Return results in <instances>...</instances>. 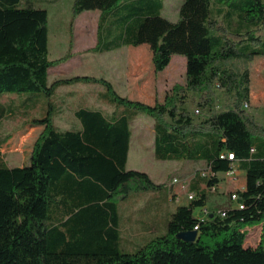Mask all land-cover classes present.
Wrapping results in <instances>:
<instances>
[{
	"label": "trees",
	"instance_id": "obj_1",
	"mask_svg": "<svg viewBox=\"0 0 264 264\" xmlns=\"http://www.w3.org/2000/svg\"><path fill=\"white\" fill-rule=\"evenodd\" d=\"M233 5L226 6L227 16ZM163 9L162 0H74L72 8L75 16L99 11L97 53L145 44L156 72L174 55L184 56L187 90L204 95L199 122L177 94L149 105L121 96L105 79L74 76L49 83V71L59 63L49 58L48 10L33 0H0V129L6 120L23 121L20 128L44 127L29 162L15 167L3 154L13 134L0 131V264H264V238L257 246L246 244L247 228L264 223V125L244 109L250 70L229 66L264 56V0H242L235 31L214 17L211 0H184L175 22ZM116 22L119 41L110 42V24ZM78 82L101 83L108 95L100 93V100L112 113L80 105L74 111L79 126L65 131L54 123L60 108L52 103L42 117H29V110L37 111V104L27 106L33 97L51 99L59 86ZM216 82L230 100L220 112L211 90ZM141 114L155 119L158 161L204 162L209 173L196 174L189 187L195 196L177 207L163 232L126 246L120 202L163 188L147 173L127 169L131 125ZM228 153L245 172V187L235 191L243 208L233 203L201 222L194 212L204 209L219 174L230 169L233 161L221 158ZM195 227V242L177 238Z\"/></svg>",
	"mask_w": 264,
	"mask_h": 264
},
{
	"label": "rangeland",
	"instance_id": "obj_2",
	"mask_svg": "<svg viewBox=\"0 0 264 264\" xmlns=\"http://www.w3.org/2000/svg\"><path fill=\"white\" fill-rule=\"evenodd\" d=\"M46 8L49 13V58L59 63L50 69L49 83L68 79L74 76L89 77L96 80L109 81L121 96H127L132 100H139L145 104H163L168 97L175 96L184 100L186 108L193 114L195 121L199 122L204 112L199 109L198 102L204 98L202 92L187 90L186 85V58L182 55H174L170 65L162 72H156L152 53L147 46L124 47L106 53H97V29L100 17L99 11H87L80 15L73 14L74 0H33ZM164 9L162 15L171 22L179 18V9L184 0H162ZM214 9V17L232 31L238 26L239 4L242 0H211ZM231 7L232 17L227 16L226 6ZM225 7L222 13L218 9ZM118 19V17H116ZM121 23H111V33L108 36L110 42H118L121 32ZM264 36V31L262 32ZM68 60L65 61V59ZM64 60V61H62ZM234 71L243 72L250 70V102L247 112L261 125H264V56H257L251 62L241 60L233 61L230 65ZM166 72V73H165ZM213 91L214 109L223 111L229 104L227 91L216 82L211 88ZM56 95L48 99L44 95L33 97L28 107L37 104V111L29 110V117H42L44 108L49 103L60 108V113L54 118V123L60 130L76 124L74 111L81 105L102 110L110 114L113 108L100 100L99 94L108 95L107 89L101 83L78 82L71 85H62L57 88ZM8 97L26 99L30 96H18L8 94ZM2 98L8 101L9 98ZM32 98V96H31ZM175 98V97H174ZM37 101V103H35ZM180 105V103H178ZM199 113H196V111ZM155 119L141 114L134 122V135L132 141L131 165L144 168L147 171H157V180L164 183V191L168 192L175 178L179 180L178 186L171 189L170 201L174 208L179 203L189 202L188 187L196 173L208 174L209 170L202 164H191L185 161H157L152 157V145L154 141L153 125ZM23 121L6 120L1 126L3 134L11 133L13 138L3 147V154L8 165L23 166L30 160L31 152L37 138L43 131V126H28L20 128ZM142 141V142H141ZM143 150V151H141ZM139 152V153H138ZM137 155V156H136ZM153 161L156 166H153ZM139 165V166H138ZM133 167V166H130ZM238 179V178H237ZM244 182L241 177L240 183ZM185 187V189L182 188ZM159 193L160 191H156ZM215 194V193H213ZM228 194L223 197V202L230 200ZM174 198H178V201ZM235 204V203H234ZM210 205V204H209ZM133 199H126V215L136 219ZM211 212V211H209ZM197 213V212H195ZM132 226V225H130ZM246 243L257 246L264 238V223L247 228Z\"/></svg>",
	"mask_w": 264,
	"mask_h": 264
},
{
	"label": "crops",
	"instance_id": "obj_3",
	"mask_svg": "<svg viewBox=\"0 0 264 264\" xmlns=\"http://www.w3.org/2000/svg\"><path fill=\"white\" fill-rule=\"evenodd\" d=\"M142 46H147L149 48V46L145 45V44L140 45L138 47H142ZM123 48H121V49H123ZM149 50H150V48H149ZM150 52H151V50H150ZM140 116L141 115H139L132 122V125H131L132 135H131L130 148H129V153H128L127 169L131 170V171H139V172L147 173L154 183L160 185V184H163L164 182L162 180L161 181L157 180L159 175H158L157 171H155V169L153 172L152 171L150 172L144 168L136 167L137 165H134V164L131 165L132 156H134L136 154V153H132L133 152L132 151V141H133V135H134V126L133 125H134V122ZM78 126H79V123L77 121L76 124H72L69 128H67L65 130L71 129L72 127H78ZM65 130H62V131H65ZM153 132H154V125H153ZM154 142H155V132H154V141H153V145H152V157L155 160H157L155 158V155H154V151H155L154 150ZM141 151H143V150H141ZM143 153H144V151H143ZM185 162L191 163V164H202L203 163L206 167V164L204 162H191V161H185ZM130 166H133V167H130ZM153 166H156L155 161H153ZM196 174H198V173H196ZM196 174H195V176H196ZM202 175H204V174H202ZM194 177L191 179V181L194 179ZM241 177H244L243 183H240ZM191 181H190V183H191ZM245 182H246L245 181V172L243 170H241L239 167H238V176L235 179L229 178L225 173L219 174V183L217 185V191L216 192H208L207 199H206V205H205L204 209H202V208L196 209L195 212H197V213L194 212V215L196 217H199L202 215L204 210L218 211L220 209H225V208L233 206L234 204L230 200L223 202V197L225 198L226 194H228V196L230 197L231 193H233L239 189H243L245 187ZM190 183H189V187H190ZM175 186H178V185L171 184L170 186H168V188H167L168 192L164 191V189L161 188L159 193H157L156 191H149V192H145V193L136 194V196H134L135 198H133V203L135 205L134 207H138V208H135V211H134L136 213V215H138V217L136 219H133V220H131L132 218L129 217V215H126V211L124 208L125 207V200L120 202L121 203L120 205L124 208L122 210V223L120 224V231H121V236L123 239L122 240L123 245L139 246L143 242L150 240L152 237L157 235L159 232H163L165 229L166 221L170 218L171 214L177 209V207L180 205H188L189 204V202L179 203L174 208L171 207V204L169 203L170 193H171V189ZM189 187H188V192L190 193ZM205 188H206V185L202 184L201 189H205ZM213 193H215V194H213ZM130 225H132V226H130ZM246 244L248 245V243H246Z\"/></svg>",
	"mask_w": 264,
	"mask_h": 264
},
{
	"label": "built area",
	"instance_id": "obj_4",
	"mask_svg": "<svg viewBox=\"0 0 264 264\" xmlns=\"http://www.w3.org/2000/svg\"><path fill=\"white\" fill-rule=\"evenodd\" d=\"M244 109L245 110H248L249 107H247V105L245 104L244 105ZM196 113H199V111L197 110ZM251 153H255V148H252L251 149ZM226 156H227V158L229 160L233 161V163H231L230 169L225 174L229 178L235 179L238 176L239 160H236V158L234 157V154L233 153H228V154H225V155L223 154L221 156V158L224 159ZM179 183L180 182H179V180L177 178H175L173 180V182H172V184H179ZM182 188L185 189L184 186H182ZM216 191H217L216 187H212L211 188V192H216ZM194 196H195L194 194H189V199H190V197H194ZM175 199L178 201V198H175ZM230 201L232 203H235L240 209L243 208V205L238 201V194L236 192H233V193L230 194ZM208 214H209V211L208 210H204V213L201 216H199V220L201 222H203L206 219V217H207ZM194 230L197 231L198 230V227H195Z\"/></svg>",
	"mask_w": 264,
	"mask_h": 264
},
{
	"label": "water",
	"instance_id": "obj_5",
	"mask_svg": "<svg viewBox=\"0 0 264 264\" xmlns=\"http://www.w3.org/2000/svg\"><path fill=\"white\" fill-rule=\"evenodd\" d=\"M177 238L185 242H195L197 239V231L194 230V231L179 233L177 235Z\"/></svg>",
	"mask_w": 264,
	"mask_h": 264
},
{
	"label": "bare ground",
	"instance_id": "obj_6",
	"mask_svg": "<svg viewBox=\"0 0 264 264\" xmlns=\"http://www.w3.org/2000/svg\"><path fill=\"white\" fill-rule=\"evenodd\" d=\"M193 199V197H190V200Z\"/></svg>",
	"mask_w": 264,
	"mask_h": 264
}]
</instances>
